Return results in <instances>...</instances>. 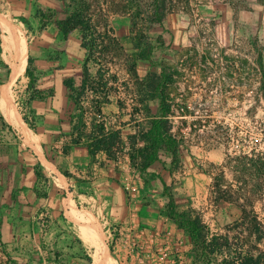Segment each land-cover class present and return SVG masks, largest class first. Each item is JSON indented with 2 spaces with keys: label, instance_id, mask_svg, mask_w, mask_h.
Listing matches in <instances>:
<instances>
[{
  "label": "rangeland",
  "instance_id": "rangeland-1",
  "mask_svg": "<svg viewBox=\"0 0 264 264\" xmlns=\"http://www.w3.org/2000/svg\"><path fill=\"white\" fill-rule=\"evenodd\" d=\"M152 4L0 0V16L15 31L10 25L9 34L0 29V88L12 80L14 44L9 42L6 49L3 43L10 35L27 58L36 60L38 86L52 90L50 99L27 105L25 72L12 80L9 108L31 130L29 137L10 124L0 107V264H9L7 256L14 264H95L94 244L99 241V264H202L188 235L166 217L164 185L178 211L198 213L209 234L221 237L223 254L217 260L242 250L264 264V37L258 25L264 0H166L164 31L149 24ZM38 8L55 13L53 20L78 10L93 27L91 79L80 106L69 100L63 85L72 79L78 87L82 79L80 33L63 38L53 21L39 30ZM143 39L157 46L154 65L136 60L134 44ZM161 66L171 74L163 90L179 156L173 160L160 152L156 164L142 173L130 165L128 138L148 127L150 115L144 111L139 83L150 73L159 74ZM149 107L157 112V101ZM92 121L122 130L123 158L107 163L100 153L95 160L112 171L105 178L116 184L120 197L116 190H105L96 207L78 209L81 221L63 217L60 209L55 215L44 209L30 221L14 220L12 208H7L12 186L35 162L34 153L49 159L70 148L76 136L85 142ZM26 140H36L39 147L32 149ZM40 188L45 192L44 183ZM108 196L123 203L107 206ZM57 198L49 203L62 207ZM86 257L90 263L78 260Z\"/></svg>",
  "mask_w": 264,
  "mask_h": 264
},
{
  "label": "trees",
  "instance_id": "trees-1",
  "mask_svg": "<svg viewBox=\"0 0 264 264\" xmlns=\"http://www.w3.org/2000/svg\"><path fill=\"white\" fill-rule=\"evenodd\" d=\"M166 0H153L152 12L149 15V24L160 30H167L165 25L166 10L164 2ZM55 13L50 10L38 8L35 11V17L38 19L40 26L39 30H44L47 25L53 21L57 31L63 38H67L73 31L78 30L80 33V48L83 50L84 61L82 64V79L77 87L72 79L63 81L69 100L75 105L80 106L82 98L85 96V91L91 76L88 69V62L94 57L92 45L96 41L93 35V27L88 20L84 18L82 13L74 10L65 18L53 20ZM136 49V60L149 62L154 65L157 46L143 39L134 44ZM25 77L28 82L26 91L28 99L26 104L29 105L32 101H44L52 96V90H42L36 87L37 77L35 76L34 58L28 56L27 65L25 68ZM171 81V74L168 69L161 66L159 74H148L145 81L140 82L141 102L144 105V111L150 115L148 127L138 131L134 136H130L128 158L131 167L137 168L140 172H146L159 159V153L164 152L173 158L179 156V148L174 137L170 132L169 117L171 116L170 105L167 104L164 97V86ZM157 101L158 110L154 112L149 107V102ZM96 112L101 115V109L97 108ZM22 120L34 130V127L28 122L25 115ZM89 132L86 134V141L80 136H76L71 140V147H84L90 157L95 158L100 153L104 154L107 161H118L123 158L126 149L123 134L120 127L108 129L104 122L92 121L89 126ZM78 128H73L75 131ZM141 143V146H138ZM70 148H65L63 153H67ZM35 175L37 179L42 180L43 175L39 165L35 166ZM47 182V179H44ZM164 195L168 202L166 205V217L175 225V227L188 235L195 253L196 261H201L202 264H263V259L259 256H252L242 250L234 253L230 258L217 260L216 255L223 254V245L221 237L218 235H210L201 216L194 211H178L177 204L173 195L168 192L164 185ZM38 194V193H37ZM40 195V194H38ZM42 198H46L43 194ZM7 263L14 264L13 258L7 256ZM213 259V260H212ZM88 263L91 262L89 257H86Z\"/></svg>",
  "mask_w": 264,
  "mask_h": 264
},
{
  "label": "crops",
  "instance_id": "crops-1",
  "mask_svg": "<svg viewBox=\"0 0 264 264\" xmlns=\"http://www.w3.org/2000/svg\"><path fill=\"white\" fill-rule=\"evenodd\" d=\"M1 14L8 18L5 14ZM0 17L11 26V24L4 17ZM258 25L259 30L262 32L264 37V10L262 11V20ZM242 26L250 27V23H242ZM11 28L13 29L12 26ZM261 43L263 46L262 58L264 68V38ZM35 62L36 60L34 59V64ZM36 71L37 70L35 68V72ZM35 76L37 77L36 73ZM38 82L39 81L37 78V83ZM36 87L38 89H42L40 88V86H38V84H36ZM51 97H49L48 99H50ZM45 101L46 100L32 101L30 104L33 105L34 103H42ZM35 142L36 144H29L28 142L27 143L32 149L36 150L37 147H39V144L36 140ZM40 146L42 152H44L42 145ZM36 153L39 157L34 153L35 162L31 165V167L26 169L25 174L21 177V179L12 186V200L10 201V203H8L9 205L7 208H12L11 215H13L14 220L18 219L19 217H23V220L27 219L28 221H30V219L38 218L40 212H42L44 209H49V212L52 215L56 214V209H60L61 212H59V214L63 215V217L67 218L69 216L75 221H81L82 218L78 214V209H82V207H85V209L96 207V205L99 204V198L105 195V190H116L117 193L119 192L118 197H120L121 192L118 188L115 187L116 184L114 183L115 185L113 186L109 183L108 178H105V175L110 174L112 171L110 169H104V167H102L100 163H96L95 160H97V156L95 158L90 157L84 147H71L66 154L61 151L49 159L46 158L45 155L43 158L41 156V153H38L37 151ZM79 154L81 155L80 158L76 156ZM47 160L53 165H49ZM104 161H106L107 163L111 162L107 161L106 158ZM155 164L156 163H154L152 166H154ZM36 165L40 166L43 178L47 179V182H44V179H37L35 175ZM44 165H46L49 170H51H46L44 168ZM97 168H99L98 170L101 173V177L97 176L96 174ZM41 183L45 184V192L41 191ZM37 193L41 196L43 194H46V198L40 197V195H38ZM54 196L58 197L57 202H60V205L62 204V207H56L49 203L51 197ZM106 201L107 202L105 203L107 206H114L116 203H123L115 202V198H112L110 196H108ZM130 216L133 217V214H131ZM4 219L9 220L8 217H5ZM131 221H134V218H132ZM129 231L130 235L135 233L133 228H131ZM120 233L122 234L123 232ZM127 235V233L124 234V236ZM102 255V243L101 241H99L94 244L95 264H99V260L102 258ZM78 260L83 262L86 261V258H78Z\"/></svg>",
  "mask_w": 264,
  "mask_h": 264
},
{
  "label": "bare ground",
  "instance_id": "bare-ground-1",
  "mask_svg": "<svg viewBox=\"0 0 264 264\" xmlns=\"http://www.w3.org/2000/svg\"><path fill=\"white\" fill-rule=\"evenodd\" d=\"M0 28L6 34L10 33L9 24L1 18H0ZM10 40H11V36L8 35V37H5V40L3 43L6 49L9 48V42L12 43V45L14 44V47H13V50H14L13 59L14 60L11 58L14 61L13 68H12L13 72H12L11 78L15 82V80H18L24 77V72H25L26 63H27V55L24 54L23 48L20 45L15 44L13 41L11 42ZM12 80L7 85L0 88V107L2 109L4 116L10 122V124L14 127L19 128L25 136L29 137L31 131L26 128V126L23 124L21 119L10 109L11 107L9 108V102L11 101V98H12L10 96Z\"/></svg>",
  "mask_w": 264,
  "mask_h": 264
},
{
  "label": "built area",
  "instance_id": "built-area-1",
  "mask_svg": "<svg viewBox=\"0 0 264 264\" xmlns=\"http://www.w3.org/2000/svg\"><path fill=\"white\" fill-rule=\"evenodd\" d=\"M158 251L164 253L165 248H163V247H159V248H158ZM181 258H182V257L179 256L178 259H181Z\"/></svg>",
  "mask_w": 264,
  "mask_h": 264
}]
</instances>
